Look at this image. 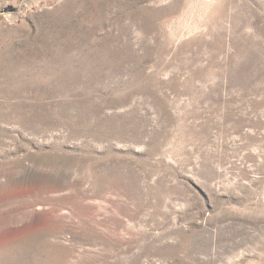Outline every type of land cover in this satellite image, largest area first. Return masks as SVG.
<instances>
[{
	"label": "rangeland",
	"instance_id": "rangeland-1",
	"mask_svg": "<svg viewBox=\"0 0 264 264\" xmlns=\"http://www.w3.org/2000/svg\"><path fill=\"white\" fill-rule=\"evenodd\" d=\"M0 264H264V0H0Z\"/></svg>",
	"mask_w": 264,
	"mask_h": 264
}]
</instances>
